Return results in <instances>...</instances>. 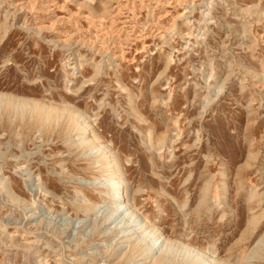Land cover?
Here are the masks:
<instances>
[{
	"label": "rangeland",
	"instance_id": "1",
	"mask_svg": "<svg viewBox=\"0 0 264 264\" xmlns=\"http://www.w3.org/2000/svg\"><path fill=\"white\" fill-rule=\"evenodd\" d=\"M0 264H264V0H0Z\"/></svg>",
	"mask_w": 264,
	"mask_h": 264
},
{
	"label": "bare ground",
	"instance_id": "2",
	"mask_svg": "<svg viewBox=\"0 0 264 264\" xmlns=\"http://www.w3.org/2000/svg\"><path fill=\"white\" fill-rule=\"evenodd\" d=\"M104 148H105L104 146L98 145V149L102 153V158H104V161L106 163L104 166V169L107 170L112 165H115L116 168L113 170L116 173L113 177H105L102 181L100 178L97 177L96 183H98V184L101 183L103 188H104V190H103L104 194L111 197V199L113 201L112 202V208L114 211H118L119 214L122 215L123 219L125 218V220L132 219V221L134 222L133 225L137 224V225H139V228L143 227L144 222H142V220L138 218V214L133 209L132 202H130V201L128 202V199H125L126 196L124 195V190L122 189L124 187V177L122 176L121 170H120L119 166L117 165L118 163L116 161V157L114 154L107 153L106 151H104ZM114 193H115V195H114ZM123 222L124 221H122V223ZM131 230H132V232H135L136 229L131 228ZM155 237H158V235H156Z\"/></svg>",
	"mask_w": 264,
	"mask_h": 264
}]
</instances>
